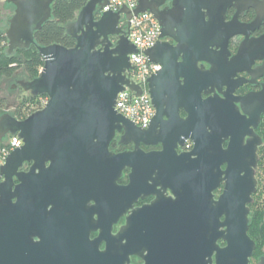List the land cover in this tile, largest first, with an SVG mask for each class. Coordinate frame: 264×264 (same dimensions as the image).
I'll list each match as a JSON object with an SVG mask.
<instances>
[{
  "label": "water",
  "instance_id": "water-1",
  "mask_svg": "<svg viewBox=\"0 0 264 264\" xmlns=\"http://www.w3.org/2000/svg\"><path fill=\"white\" fill-rule=\"evenodd\" d=\"M7 1L14 5L5 29L7 52L36 46L44 60L39 75L19 85L30 98L47 96L48 102L24 119L9 112L0 116V143L15 134L23 141L0 165V264H41L50 230L63 226L67 192L106 183L113 184V206L123 207L113 215V224L138 197L157 194L135 216L159 222L165 264H250L257 248L248 233L250 204L258 190L263 138L247 129L251 137L246 143L236 138L223 148L225 100L217 94L203 97L204 91L212 93L207 85L217 83L219 71L198 66L199 60L226 52L229 38L243 32L238 13L226 21L234 0H171V7L165 6L170 0H136L133 10L123 3L118 11L103 12L109 0H88L66 25L76 41L73 47L42 46L35 39L52 19L56 0ZM144 12L159 21L162 39L144 50L149 61L162 65L146 79L156 109L147 129L116 109L118 94L127 87L136 96L143 92L127 75L135 67L130 56L139 49L122 21L130 26L132 16ZM257 42L264 51V35ZM245 100L243 109L257 126L264 113V88ZM161 123L167 126L160 134L164 149L145 153L140 144L149 143L145 139L157 135ZM117 133L122 134L120 143L135 141V150L111 151ZM187 140L193 148L179 153ZM26 162L29 170H21ZM130 167L131 182L120 184ZM168 189L174 196L166 195ZM134 238L136 245L129 241L128 221L108 240L103 264H130L129 255L138 253L142 236ZM152 260H158L157 250ZM258 264H264V257Z\"/></svg>",
  "mask_w": 264,
  "mask_h": 264
},
{
  "label": "flooded vegetation",
  "instance_id": "flooded-vegetation-1",
  "mask_svg": "<svg viewBox=\"0 0 264 264\" xmlns=\"http://www.w3.org/2000/svg\"><path fill=\"white\" fill-rule=\"evenodd\" d=\"M223 1L225 3L230 0ZM250 2L256 3L259 8L249 5ZM13 6L7 0H0L2 19H6L8 16L11 17L12 10L9 7ZM165 6L171 7L172 1H168ZM237 13L243 32L236 33L229 38L227 50L222 52L223 54L218 55L219 58L218 56L217 58L212 56V58L209 57L206 60L201 59L198 62V66L203 70L215 69L219 71L217 83L207 85V89L212 90V93L206 94L204 91L203 97L207 98L217 94L225 100L227 128L223 137V148L227 149L231 140L236 138L243 139L246 143L251 135L246 134L245 131L247 129L251 130L263 138V144L258 148L260 163V151L264 145V136L262 134L264 113L261 116L260 123L255 126L251 115L244 111L243 102H247L245 100L247 96L256 94L264 88V51L260 43L257 42V39L264 35V0L231 1V4L226 9V21H231ZM258 18H261L260 22ZM122 24L125 25L124 30L128 32L129 36L131 25H128L127 20H123ZM253 24L255 26H252ZM166 40L172 44H177L173 38H166ZM213 50L220 52L221 48L214 46ZM179 60H182V57ZM10 80L15 82L9 86L8 82ZM21 80L26 79L23 75L17 74L14 78L8 79V82L6 80L0 83V103L4 100L7 102L12 100V114L19 101L23 99L24 95H27L19 85ZM10 111L8 110V112ZM180 114L182 117H186L183 109L180 110ZM163 119L167 120L168 117L164 116ZM248 120L250 125L247 128L246 123ZM157 129V135L149 136L145 139L149 143L140 144L141 149L145 153L158 152L164 149V142L160 138V134H162L164 129H167V126L165 123H161ZM242 135H244L243 138ZM121 136V133L116 134L110 145L111 151L135 150L136 142L120 143ZM193 146L194 142L187 140L184 146L178 147L177 151L179 153L190 151ZM259 163L256 168L258 185L259 177L257 171ZM30 166L31 163L26 162L21 170L27 171ZM226 168L227 164L222 165V169ZM132 171V167L127 168L122 177L124 181L120 180L119 183L128 185L131 182L130 174ZM16 182L18 183V181ZM224 185L225 183L222 182L220 188L215 191L216 199L223 192ZM157 189H160V187H157ZM80 191L78 193L74 190L67 192L65 203L62 207L61 222L63 226L50 230L49 244L43 254L41 264H103L106 259L102 252L107 249L108 240L113 234H117L128 221H130L129 241L136 245L134 237L142 236V239L138 240V244H140L138 253L129 255L130 264H165L164 260H160V258L165 256L162 254L164 250H162L161 245L159 222L147 221L140 216H135L139 209L152 205L158 198L157 194L150 192L138 197L137 200L129 204L126 211L120 215L118 221L113 224V215L123 210L122 206L119 207L117 204L113 206V184L106 183L94 187L89 185L80 189ZM166 195L174 196L170 189L167 190ZM220 244L222 246L225 245L222 241H220ZM155 250L158 253L157 261L152 260ZM263 257L264 252L259 255L256 248L250 264H258ZM206 259H209L208 255H206Z\"/></svg>",
  "mask_w": 264,
  "mask_h": 264
},
{
  "label": "trees",
  "instance_id": "trees-1",
  "mask_svg": "<svg viewBox=\"0 0 264 264\" xmlns=\"http://www.w3.org/2000/svg\"><path fill=\"white\" fill-rule=\"evenodd\" d=\"M88 0H56L52 5V19L44 24L43 28L35 34V39L39 45L47 46L51 44H61L67 47H73L76 43L75 39L67 34L66 25L75 20L80 10L86 5ZM0 10V83L3 79H12L17 74L23 75L26 80H32L37 77L43 67L44 60L39 54L36 46H31L27 49H17L13 54L7 52V37L2 27L8 26V20L2 19ZM5 27V29H6ZM38 98H30L28 95L19 102L16 106L13 115L18 119H24L31 113L39 109ZM263 136H264V121H263ZM261 159L258 167L259 185L257 193H263L260 189L263 186V177L260 178V170L264 169V145L260 151ZM123 182L124 179L122 178ZM255 201V200H254ZM253 201V202H254ZM253 204H250L252 207ZM264 213V212H263ZM261 214V217L263 215ZM259 216V213H258ZM249 235L255 240L257 250L264 246V223L261 226L260 234L256 235L254 221L257 218V211L250 213ZM264 221V215H263Z\"/></svg>",
  "mask_w": 264,
  "mask_h": 264
},
{
  "label": "built area",
  "instance_id": "built-area-1",
  "mask_svg": "<svg viewBox=\"0 0 264 264\" xmlns=\"http://www.w3.org/2000/svg\"><path fill=\"white\" fill-rule=\"evenodd\" d=\"M123 3L131 10H133V7L136 8L137 6L136 0H109V4L104 6L101 11H107L109 8L113 11H118L122 8ZM130 21L131 29L129 38L137 45L139 51L130 56L132 66L135 67H132V69L127 72V75L131 82L133 80L135 84L141 87L143 92L136 96L137 91L127 87L118 94L116 109L125 117L133 120L137 126L147 129L150 120L156 113V109L152 103L148 80L146 79L156 73V71L161 68V65L149 61L144 50L154 45L157 40H161V36L158 37L161 33V26L159 25V21L150 12H144L138 15L134 14ZM38 101L40 106L39 109H41L47 104L48 97L40 96L38 97ZM22 144L23 141L17 134L10 135L7 140L1 142L0 165L6 161V157H8L15 148L20 147Z\"/></svg>",
  "mask_w": 264,
  "mask_h": 264
},
{
  "label": "rangeland",
  "instance_id": "rangeland-1",
  "mask_svg": "<svg viewBox=\"0 0 264 264\" xmlns=\"http://www.w3.org/2000/svg\"><path fill=\"white\" fill-rule=\"evenodd\" d=\"M9 8H10V10H12L11 11V14H12L13 11H14V6L13 7H9ZM5 27H2V30L4 32H5ZM3 81H6V79H3L1 82H3ZM7 82H8V80H7ZM13 82H15V81L14 80H10L8 82V85L10 86V84H12ZM26 96L27 95H24V98ZM12 107H13L12 100H9V102H7L6 100H4L2 103H0V116L3 113L8 112V110L10 111ZM9 113H12V110ZM259 175H260V178L263 177V179H262L263 186L260 189L261 191H263L264 190V169L263 170H260ZM254 200L255 201L252 203L253 205L250 208H251V213L257 211V218L254 221V227H255V230H256V235H259L261 233L260 232L261 226L264 223V221H263V215H264V213H263L264 212V192L263 193H257V195H256V197H255ZM258 213H259V216H258ZM260 213H263L262 217H261V214ZM257 252H258L259 255L262 254L264 252V246H261L260 249L257 250ZM257 257H259V256H257Z\"/></svg>",
  "mask_w": 264,
  "mask_h": 264
}]
</instances>
